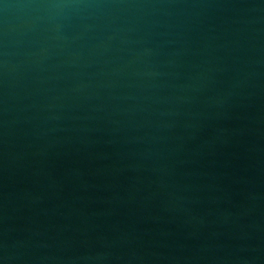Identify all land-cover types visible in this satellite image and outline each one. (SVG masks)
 <instances>
[{"label":"water","instance_id":"obj_1","mask_svg":"<svg viewBox=\"0 0 264 264\" xmlns=\"http://www.w3.org/2000/svg\"><path fill=\"white\" fill-rule=\"evenodd\" d=\"M0 264H264V0H0Z\"/></svg>","mask_w":264,"mask_h":264}]
</instances>
